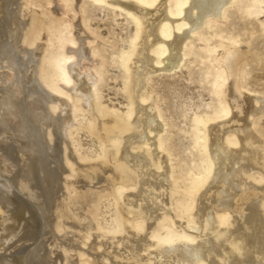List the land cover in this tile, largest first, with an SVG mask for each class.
<instances>
[{
  "label": "bare ground",
  "instance_id": "1",
  "mask_svg": "<svg viewBox=\"0 0 264 264\" xmlns=\"http://www.w3.org/2000/svg\"><path fill=\"white\" fill-rule=\"evenodd\" d=\"M92 1L136 26L125 114L102 102L104 41L86 0H0V264H264V95L242 85L250 54L236 42L216 51L219 107L194 117L200 157L187 177L150 84L237 0ZM82 126L99 137L97 157L75 147ZM105 196L117 216L107 232Z\"/></svg>",
  "mask_w": 264,
  "mask_h": 264
},
{
  "label": "rangeland",
  "instance_id": "2",
  "mask_svg": "<svg viewBox=\"0 0 264 264\" xmlns=\"http://www.w3.org/2000/svg\"><path fill=\"white\" fill-rule=\"evenodd\" d=\"M172 4L175 5L173 1ZM85 9L88 27L104 41L101 50L104 49L102 54L106 62L102 69L104 79L99 84L102 102L125 114L129 111L130 99L125 89L127 72L122 60L133 49L135 23L125 12L92 0H86ZM201 37L194 39L191 53L181 68L170 74L157 72L150 82L166 123L164 139L172 164L184 177L196 169L200 157L193 139L194 117L213 115L219 107L215 92L219 68L216 51H225L232 42L248 51L250 60L242 66L245 73L242 85L250 95H264V2L235 1L227 8L224 19L213 21L202 29ZM258 114L254 126L264 138V112ZM89 131L84 126L74 131V144L80 155L94 158L103 152V146L99 137ZM76 132H80L77 137ZM99 206L96 223L101 226L98 228L105 232L116 229V207L112 197H103Z\"/></svg>",
  "mask_w": 264,
  "mask_h": 264
}]
</instances>
